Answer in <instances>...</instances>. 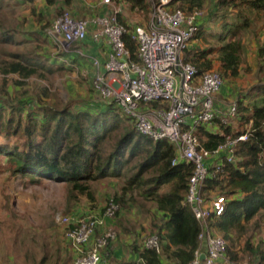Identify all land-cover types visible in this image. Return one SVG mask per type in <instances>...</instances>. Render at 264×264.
Returning a JSON list of instances; mask_svg holds the SVG:
<instances>
[{
  "label": "trees",
  "instance_id": "1",
  "mask_svg": "<svg viewBox=\"0 0 264 264\" xmlns=\"http://www.w3.org/2000/svg\"><path fill=\"white\" fill-rule=\"evenodd\" d=\"M21 1L36 7L37 0H0V9ZM46 2L59 9L71 4V0ZM123 2L128 3L130 11L150 16L151 0H111L109 3L98 0L96 3L100 4L90 7L88 16L116 13L118 21L129 32L138 25L147 24L130 25L123 16V8H119ZM104 6L107 8L102 10ZM179 7L186 12L196 8L203 10L198 31L184 50V59L200 71H219L224 77L219 91L223 97L228 90L227 83L241 77L247 38L256 39L257 59L261 70L264 69V0H180ZM60 11L53 10L51 17ZM35 16L42 29L51 24L44 13L38 12ZM16 34L15 29L7 28L0 40L4 44H20L24 39ZM125 40L132 57L136 58V42L129 34L125 35ZM85 41L77 44L85 49ZM11 56L17 59L0 60V73L4 76L8 73H18L23 78L34 74L45 76L40 67L46 68L48 73L72 69L63 60H50L49 63L46 55L44 60L39 55L28 57L12 53ZM78 57L71 56L77 61ZM16 85L21 87L16 89ZM230 94H239L236 117L227 124L216 120L202 125L197 132L201 143L213 149L241 133L248 132L249 137L237 145L234 161H224L223 171L214 173L211 170L203 192L207 201L213 196L226 197L225 211L214 214L210 224L215 232L226 238L231 257L264 264V239L254 242V232L246 239L243 249L234 251L236 240L249 233L250 222L264 214V82L259 81L245 90H231ZM0 134L3 136L0 139V174L8 171L10 176L34 185H42L44 181L59 185L65 198L66 215L83 217L94 212L98 207V185L109 178H118L123 183L111 195L121 209L132 201L139 203L140 198L154 203L156 213L152 215L153 224L148 235L158 234L161 248L159 251L149 249L145 240L141 247L134 245L139 258L143 257L146 264H164L163 256L170 263L188 264L194 259L196 250L201 249L202 226L186 202L193 164L182 160L172 165L175 145L168 139L154 140L140 134L134 121L116 104L63 102L39 84L32 85L20 79L8 81L3 77L0 81ZM9 198L6 206L11 209ZM55 224L52 221L44 226L48 228L47 235L54 237L61 229L66 238V229L75 223L58 224V229L53 226ZM52 238L39 264L58 263L59 240Z\"/></svg>",
  "mask_w": 264,
  "mask_h": 264
},
{
  "label": "built area",
  "instance_id": "2",
  "mask_svg": "<svg viewBox=\"0 0 264 264\" xmlns=\"http://www.w3.org/2000/svg\"><path fill=\"white\" fill-rule=\"evenodd\" d=\"M83 1L92 6L89 0ZM179 4L180 0H151L147 24L138 25L131 32L118 21L116 13L76 18L69 9H63L49 32L51 36L61 37L67 46L85 41L89 30L95 42L105 41L109 47L105 61L87 55L82 47L74 50L91 60L92 87L99 96L94 101L116 104L134 121L140 134L172 142L176 148L172 165L182 160L193 164L186 202L201 223L199 238L206 247V258H202L201 250H196L188 264H256L231 262L226 238L210 224L214 214L225 211L226 197L213 196L207 201L203 192L205 181L211 170L223 171L224 161L236 159V147L248 139L249 133L229 138L213 149L201 143L199 128L216 120L227 124L237 115L238 100L227 105L217 97L224 84L219 71H200L185 61L184 50L198 31L203 10L186 12ZM127 34L137 44L136 58L125 40ZM151 103H156L155 107ZM120 208L110 197L99 212L83 217H57L63 225L75 223L65 231L77 252L75 264H101L102 251L117 237V228L111 221ZM145 246L159 251V235L146 237ZM136 264H146V260L140 257Z\"/></svg>",
  "mask_w": 264,
  "mask_h": 264
},
{
  "label": "rangeland",
  "instance_id": "3",
  "mask_svg": "<svg viewBox=\"0 0 264 264\" xmlns=\"http://www.w3.org/2000/svg\"><path fill=\"white\" fill-rule=\"evenodd\" d=\"M89 1L96 7L97 3L95 2L97 0ZM14 3L12 2L0 9V25H2L0 39L4 36L3 30L11 28L15 29L17 31L16 35L24 40L17 45L4 44L0 40V60L17 59L11 56L12 53H19L28 57L39 55L43 60L46 55L47 58H50L49 63L53 60H59L60 62L63 60L72 69L65 72L48 73L46 68L40 67L42 69L40 71H43L45 76L34 74L28 78H23L18 73H8L6 76L0 73V81L3 77H6L8 81L20 79L30 82L32 85L39 84L48 88L63 102L76 100L79 103L81 101L90 103L99 98L93 91V77L85 70V65L89 63L88 57L74 51L79 45L67 46L61 37L50 35L49 29L63 8L59 9L57 5L51 6L47 4L46 0H37L36 7L32 6L30 2ZM128 6V3L126 5L123 2L119 5V8H123V16L130 25L148 22L150 16L147 17L136 11H130ZM55 9L61 11L52 18L50 13ZM38 12L44 13L47 19L51 21V24L47 25L45 29H42L36 20L35 15ZM45 22L43 20V24ZM245 43L247 53L243 60L241 77L229 81L227 83V93H224L227 105L239 98V94L231 95V90H245L259 81L264 82V69L261 70L260 62L257 59L256 39L247 38ZM72 54L79 56L77 59L82 64L77 60H72ZM20 87L16 85V89ZM220 96L222 94L218 93L217 97ZM53 98L52 96V101ZM234 124H237V122L235 121ZM1 137H3L2 134H0V139ZM43 183L42 185L30 184L25 179L10 176L8 171L0 174V264H39L44 252L46 249L48 250L47 242L53 237L47 235L46 229L48 228L44 226L52 221L56 223L53 225L55 229L62 225L57 217L66 215L64 212L65 198L63 191L59 185L51 181H44ZM8 198L11 209L6 206ZM139 202L147 208L151 206V203H146L141 199ZM256 222L259 225L255 224ZM250 224L249 233L236 240L234 251L238 252L243 249L246 239L253 232L256 237L254 242H257L260 238L264 239V214L257 216ZM32 235L34 238H32ZM229 256L231 262L234 263L249 261L248 258L234 260L230 254Z\"/></svg>",
  "mask_w": 264,
  "mask_h": 264
},
{
  "label": "crops",
  "instance_id": "4",
  "mask_svg": "<svg viewBox=\"0 0 264 264\" xmlns=\"http://www.w3.org/2000/svg\"><path fill=\"white\" fill-rule=\"evenodd\" d=\"M90 7L95 6L88 5L83 0H71V4L68 8L74 16L77 15L78 17H88V15L90 14ZM104 8L107 7L104 6L101 9L103 10ZM91 33L92 30H89L87 39L84 42V51L89 56L95 55L105 61L107 58L109 47L105 41L95 42L91 37ZM88 61L89 63L85 65V70L87 71V73H89L92 66L90 58H88ZM220 98L225 100V97L223 96H220ZM122 185L123 183H121L118 178H109L99 183L97 191L98 207L94 209V212L101 211L106 204V201L114 192L118 191ZM140 199L142 200V198ZM149 203H151V206L147 208L140 202L138 203L136 201H132L130 204H128V206L122 207V209L120 208L116 219L114 221H111V223L114 224L117 228V238L112 241L109 247L102 251L103 256L101 264H128L139 259L137 251L138 249L134 248V245L137 247H141L142 242L148 236V233L151 232V224H153L152 215L156 213L155 204L152 202ZM160 217L161 216L156 218ZM54 235L55 236L52 239L57 238L59 240L60 247V256L58 258L57 264H75V259L77 257L75 248L72 246V244H68L69 241L64 237L61 229L59 230V233H55ZM200 250L202 252V258L205 259L206 247L204 244H201ZM162 261L164 262V264L170 263V260L165 256L162 257Z\"/></svg>",
  "mask_w": 264,
  "mask_h": 264
}]
</instances>
